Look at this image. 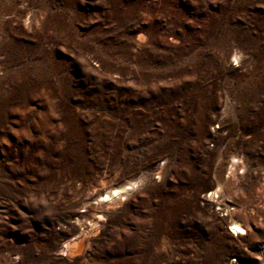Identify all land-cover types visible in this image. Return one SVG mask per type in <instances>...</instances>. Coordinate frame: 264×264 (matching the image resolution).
<instances>
[{"label":"rangeland","instance_id":"1","mask_svg":"<svg viewBox=\"0 0 264 264\" xmlns=\"http://www.w3.org/2000/svg\"><path fill=\"white\" fill-rule=\"evenodd\" d=\"M0 264H264V0H0Z\"/></svg>","mask_w":264,"mask_h":264},{"label":"bare ground","instance_id":"2","mask_svg":"<svg viewBox=\"0 0 264 264\" xmlns=\"http://www.w3.org/2000/svg\"><path fill=\"white\" fill-rule=\"evenodd\" d=\"M138 185H139L138 181L127 180L121 185L114 186L110 189H105V188L102 189L101 191L97 193L96 196L92 194L90 196V199L92 200L95 199L98 203L102 205V207H92L91 208V210L94 213H96L97 215L96 218H98V220H102L103 218H105V215L103 212L105 210H108L113 204L117 202H121L123 196H124V199H126L129 193H131V191L134 190ZM212 192L218 193L219 188L217 189L213 188ZM94 223L95 222H90L91 229L98 226L97 223L96 224ZM231 224L237 234H246V230L241 226L240 222L235 220ZM88 241H89V238H87V236L85 237L83 233L80 232L78 235L74 237V239L71 242L67 241L66 244L64 243L62 248L59 250V253H62L64 255H68V254L72 255V254L78 253L84 249Z\"/></svg>","mask_w":264,"mask_h":264},{"label":"built area","instance_id":"3","mask_svg":"<svg viewBox=\"0 0 264 264\" xmlns=\"http://www.w3.org/2000/svg\"><path fill=\"white\" fill-rule=\"evenodd\" d=\"M239 164H240V161H239L238 158L232 159L231 160V164H230L231 167L228 168L230 170L229 173H231V174H233V173H235V174L242 173L243 172L242 169L238 170V167L240 166ZM202 198H203V200L209 202L212 207H215V210L223 211V213H221L222 215L231 216L234 213L233 212V208L224 210V209H222L221 206H219V204H218L219 201L218 200L221 198V195H220L219 192L218 193H213V192H210V191L205 192L204 194H202ZM229 230L234 236H238V234L233 229L232 224L229 225Z\"/></svg>","mask_w":264,"mask_h":264}]
</instances>
